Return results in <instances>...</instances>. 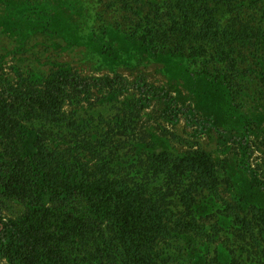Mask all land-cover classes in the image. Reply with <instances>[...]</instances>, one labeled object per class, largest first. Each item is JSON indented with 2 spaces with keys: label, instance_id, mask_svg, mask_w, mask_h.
<instances>
[{
  "label": "trees",
  "instance_id": "obj_1",
  "mask_svg": "<svg viewBox=\"0 0 264 264\" xmlns=\"http://www.w3.org/2000/svg\"><path fill=\"white\" fill-rule=\"evenodd\" d=\"M237 2L240 0H159L151 4L150 11L128 37L148 55L161 60L199 56L211 44V58L237 71L235 49L227 48L230 36L218 18L226 7ZM64 3L65 0H0V31L14 33L20 46L36 35H60L73 44L74 34L56 27ZM68 21L71 22L70 18ZM89 31L86 35L78 34L77 40L82 39L88 47L90 40L96 41L106 51L96 50L99 55L116 59V48L104 40L105 32ZM221 74L225 90L233 98L229 74ZM261 74L264 83V62ZM18 77L11 82L0 74V264H70L77 240L89 238L104 241L114 264H162L167 260L159 245L164 239H172L177 231L153 198L113 175L108 166L99 165L95 169L85 163L77 151L91 150L92 146L85 139L79 140V134L73 140L77 145L62 149L49 142L46 132L24 123L33 118L60 123L63 104L72 95L88 96L94 89L110 90L111 94L134 89L139 94L133 102L137 111L158 100L165 104L174 121H178L179 112H184L187 123L198 126L194 133L197 138L203 131L214 130L220 143L230 141L235 145L237 182L243 187L233 191L234 203L227 202L226 210L233 215L231 224L243 236L253 233L255 225L264 234V172L250 164L255 147L249 139L252 123L245 114L239 113L238 117L241 133L236 131L240 126L222 128L213 117H200L192 104L181 103L170 91L151 85L143 76L131 82L117 71L112 75L84 76L68 65L57 64L41 79L21 74ZM129 129L117 126L108 136L125 134ZM176 139L191 149L182 154L168 150L153 152L149 160L157 172L193 176L182 193L184 204L190 208L194 194L200 189H217L220 170L213 155L199 142ZM226 181L235 185L231 175ZM250 187L257 194L244 191ZM7 200L22 205V213L5 219ZM236 209L241 212L248 209L252 217L235 213ZM205 251V248L202 252L192 249L191 264H243L224 246L219 248L213 263L212 258L204 255ZM250 264H264V252Z\"/></svg>",
  "mask_w": 264,
  "mask_h": 264
},
{
  "label": "rangeland",
  "instance_id": "obj_2",
  "mask_svg": "<svg viewBox=\"0 0 264 264\" xmlns=\"http://www.w3.org/2000/svg\"><path fill=\"white\" fill-rule=\"evenodd\" d=\"M158 1L65 0L61 5V21L56 27L69 29L76 41L70 44L60 35H36L20 46L14 33L0 31V74L11 82L19 79L18 74L41 79L57 64L68 65L84 76H103L117 71L134 80L137 75L145 74L150 82L169 88L181 103L187 101L195 105L201 117H213L222 128L240 126L236 131L241 133L238 117L239 113L245 114L252 123L253 133L249 139L255 147L250 164L264 172V83L261 74L264 0H240L218 16L222 28L227 29L230 36L227 48L235 49L237 71H231L227 63L211 58V44H207L208 51L199 56L150 61L148 53L128 35L150 11L151 4ZM72 24H76L75 28ZM89 30L105 32L104 40L116 48V59L99 55L96 50L106 51L96 41L90 40L91 47H88L83 45L82 39L77 40L78 34L86 35ZM225 72L233 86V98L225 90V81L221 78V73ZM138 96L136 90L111 94L110 90L94 89L88 96L72 95L63 104L60 123H49L40 118L24 123L29 128L46 132L49 142L62 149L77 145L73 140L79 134V140L85 139L92 146L91 150L77 151L85 163L95 169L99 165L108 166L113 175L156 201L167 213L170 226L177 231L172 239H164L159 245L167 257L162 264H191L189 253L194 248L201 252L205 248L204 255L209 260L212 258L213 263L221 246L243 264L260 259L264 252V234L260 227L255 225L253 233L243 236V232L231 224L233 215L226 210L227 202L234 203L233 191L243 187L237 182L238 148L230 141L220 143L214 130L205 131L197 138L193 128L183 119L173 120L163 102L155 100L137 111L133 102ZM122 125L130 128L128 133L108 136L112 129ZM177 137L199 142L213 155L220 170L217 189H200L194 194L190 208L184 204L182 193L193 176L157 172L149 160L153 152L168 150L182 154L189 151L191 148ZM229 175L235 178L234 186L226 181ZM244 191L257 194L253 187ZM6 203L5 219L17 217L24 209L14 200ZM235 213L252 217L248 209L246 212L236 209ZM114 262L104 241L95 238L77 240L70 259V264Z\"/></svg>",
  "mask_w": 264,
  "mask_h": 264
},
{
  "label": "flooded vegetation",
  "instance_id": "obj_3",
  "mask_svg": "<svg viewBox=\"0 0 264 264\" xmlns=\"http://www.w3.org/2000/svg\"><path fill=\"white\" fill-rule=\"evenodd\" d=\"M84 46H85V44H83ZM149 58H150V61H158L157 59H154V57H152V56H150L149 55ZM161 61V60H160ZM159 62V61H158ZM162 62V61H161ZM113 72V71H112ZM114 73V72H113ZM113 73H110V74H107V75H112ZM104 76V75H103ZM124 76V75H123ZM139 76H143L151 85H153V86H156V87H159V88H164V89H166V90H168V91H170V89L169 88H166V87H164V86H158V85H156V84H154V83H152V82H150L149 81V79H148V77L145 75V74H139V75H137L136 76V78L134 79V80H129L127 77H125V78H127L129 81H131V82H134V81H136V79L139 77ZM94 77V76H93ZM134 90V89H133ZM138 92V91H137ZM171 92V91H170ZM171 94H172V92H171ZM172 96H176V95H174V94H172ZM177 97V96H176ZM177 100L178 101H180L178 98H177ZM155 101V100H154ZM158 101V100H157ZM184 103H186L187 105H189V104H191V103H188L187 101H185ZM179 106H181V103L179 104ZM193 106V108H196L195 107V105H192ZM197 109V108H196ZM197 111H198V109H197ZM199 115V114H198ZM200 116V115H199ZM201 117V116H200ZM184 120L185 121V123H186V125L187 126H190V127H192L193 128V130H194V132L193 133H195L196 132V130H198V126L197 125H189L188 123H187V121H188V117L184 114V112H179L178 113V121L179 120ZM178 121H176V122H178ZM196 124V123H195ZM205 133V131H203L200 135L202 136V134H204ZM219 137V136H218Z\"/></svg>",
  "mask_w": 264,
  "mask_h": 264
}]
</instances>
